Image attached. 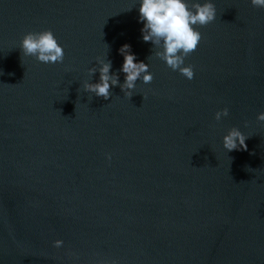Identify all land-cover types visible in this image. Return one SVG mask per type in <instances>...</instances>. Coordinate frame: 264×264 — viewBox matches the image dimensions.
<instances>
[{"label":"water","instance_id":"water-1","mask_svg":"<svg viewBox=\"0 0 264 264\" xmlns=\"http://www.w3.org/2000/svg\"><path fill=\"white\" fill-rule=\"evenodd\" d=\"M212 2L188 80L143 41L140 0H0V264H264V8ZM43 30L63 63L22 55ZM125 44L153 81L84 91L97 57L124 83Z\"/></svg>","mask_w":264,"mask_h":264},{"label":"clouds","instance_id":"clouds-1","mask_svg":"<svg viewBox=\"0 0 264 264\" xmlns=\"http://www.w3.org/2000/svg\"><path fill=\"white\" fill-rule=\"evenodd\" d=\"M250 2L255 8H264V0ZM216 18L217 9L212 0H204L203 3L199 0H140L139 20L144 24L141 29L143 41L151 42L157 49L155 56L188 80L195 78V69L192 65L185 66V60L198 49L204 39L197 26H207ZM20 49L23 56L35 57L45 64L63 63L65 57L63 46L51 30L25 34ZM119 52L124 57L120 69L125 74L124 83H120L118 73H112L111 60L97 57L99 68H90L89 74L93 76L99 71V82H86L83 86L84 91L108 100L112 96V87L119 86L130 98L135 93L138 80L142 78L145 84L153 81L154 76L149 71L150 65L143 61L137 62L129 44L123 45ZM228 115L229 109L225 107L216 112L215 120L219 122ZM257 120L264 122V113H260ZM248 138L239 128L233 127L223 137V147L227 152L246 151ZM107 158L111 161V154H108ZM63 243L62 240H56L54 246L60 248Z\"/></svg>","mask_w":264,"mask_h":264}]
</instances>
